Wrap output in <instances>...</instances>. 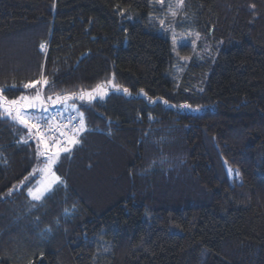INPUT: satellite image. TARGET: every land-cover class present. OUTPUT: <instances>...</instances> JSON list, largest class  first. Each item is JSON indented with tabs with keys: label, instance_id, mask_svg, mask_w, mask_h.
I'll list each match as a JSON object with an SVG mask.
<instances>
[{
	"label": "trees",
	"instance_id": "16d2710c",
	"mask_svg": "<svg viewBox=\"0 0 264 264\" xmlns=\"http://www.w3.org/2000/svg\"><path fill=\"white\" fill-rule=\"evenodd\" d=\"M157 1L0 0L9 101L116 86L76 98L85 131L41 201L20 183L41 144L0 114V264H264V0H185L176 32L212 46L188 63Z\"/></svg>",
	"mask_w": 264,
	"mask_h": 264
},
{
	"label": "snow or ice",
	"instance_id": "6c2138e0",
	"mask_svg": "<svg viewBox=\"0 0 264 264\" xmlns=\"http://www.w3.org/2000/svg\"><path fill=\"white\" fill-rule=\"evenodd\" d=\"M183 6V0H178L177 7ZM172 16H176V12H172ZM163 23V21H161ZM175 42V38H174ZM44 47V44H41V48ZM111 83V81H109ZM47 85V79H43L41 81H32L24 84V88H36L38 85ZM101 88V85H97L96 89H93L92 92L84 93L82 90V94L79 96V99L83 100L85 95L89 101H91L94 96V92H98ZM125 93L128 92V89H123ZM75 94H66V95H56L55 98L53 96H48L46 99L51 102V104H66V102L73 98ZM167 103V101H165ZM37 105L41 106V112H46L47 109L43 107L44 98L41 97L40 93L33 97L21 96L16 100L9 101L6 97L0 94V114H6L7 117H10L13 122H18L21 125H24L29 132L35 130L36 137L38 139V143L43 145V151L38 152V155L46 156V162L44 167L33 169V172L26 176L23 181H21V185L25 184V181H29L30 177L39 174L41 179L37 181V184L31 188H28V195L34 201H41L46 194H50L54 189V186L64 185L65 181L53 170L54 165L57 163V159L59 158L61 152L67 153L70 151V147L72 145L79 144L80 141L77 137L81 132L85 131L84 117L83 113H80L78 109H75L73 105L72 108L77 112L79 118V126L71 127L69 125H60L56 124L54 126H50L47 131H41L40 126L36 123H31V118L26 117L25 109L36 108ZM184 107H189L188 105H184ZM77 117H72L71 119H76ZM55 135H51V134ZM27 143V140L23 141ZM63 145V146H62ZM231 171V170H230ZM15 188V186H14ZM9 190V194L11 191Z\"/></svg>",
	"mask_w": 264,
	"mask_h": 264
},
{
	"label": "rangeland",
	"instance_id": "374dc122",
	"mask_svg": "<svg viewBox=\"0 0 264 264\" xmlns=\"http://www.w3.org/2000/svg\"><path fill=\"white\" fill-rule=\"evenodd\" d=\"M177 4H178V0H158L157 1L156 7H158L157 12H159V16H161L159 18L161 29L171 34V37L173 38V43L175 44L176 47H178L179 45L181 46L182 44L184 46L189 47L188 49L190 50V53L189 55L183 57L184 62L188 63V62H191L192 59H197V60L202 59L212 51V46L209 44V42H207V39L204 36L195 35V37L192 39L191 35L195 34L192 31V28L191 29L186 28V30H183V31L179 30V32H176L177 25L183 23L188 17L187 12L185 11L186 10L185 0H183L182 7H177ZM173 11L176 12L175 17L172 16ZM161 21H163V23H161ZM174 38H175V42H174ZM186 42H189L191 44L187 45L188 43ZM100 85H101V88L98 90V92L93 93V96H94L93 99L105 98L109 94L111 89L116 90V86L114 85V83H112V81L111 83H109V81H105V82H102ZM45 86L46 85L41 84V85H38L36 88H28L29 91L31 92V94L28 95V97H33L37 94V92H39L41 97L44 98L45 104L43 107L47 109V111L43 112L42 114L37 111H34V110L41 109L40 105H37L36 108H32V109L26 108L25 112L27 111L30 112V113L28 112L26 113V117L31 118L30 122L34 123L33 119L34 120L36 119L35 123L40 126L41 131L43 129L47 131L50 126H54L56 124L69 125L71 127H78L79 126L78 114L72 108L73 105H76L75 100L77 97L73 96V98L68 100L66 104H57L53 106L51 102L46 99L47 96L44 91ZM88 92H92V90ZM77 96H80V95H77ZM77 99H79V97ZM84 99H88L87 95H85ZM57 107H59V110L61 111V113L59 116L54 118V116L52 115V111L56 109ZM72 117H77V118L73 120L71 119ZM32 134L33 135L36 134L35 130L32 131ZM51 135H55V134L53 133ZM80 135L77 137V139H79ZM40 149L43 151L42 144H41ZM62 153L64 152H61V154ZM44 158L47 159L46 156H42V160H44ZM45 162L46 160L41 161L38 168L44 167ZM40 179H41V176L39 174H36L35 183L31 187L35 186L37 184V181H39Z\"/></svg>",
	"mask_w": 264,
	"mask_h": 264
},
{
	"label": "built area",
	"instance_id": "2783aa9c",
	"mask_svg": "<svg viewBox=\"0 0 264 264\" xmlns=\"http://www.w3.org/2000/svg\"><path fill=\"white\" fill-rule=\"evenodd\" d=\"M52 115H53V116H54V118H55V117H57V115H58V112H57L56 110H53V111H52Z\"/></svg>",
	"mask_w": 264,
	"mask_h": 264
}]
</instances>
